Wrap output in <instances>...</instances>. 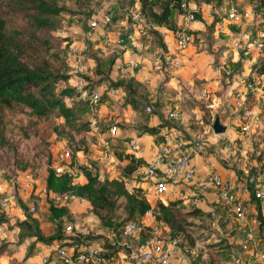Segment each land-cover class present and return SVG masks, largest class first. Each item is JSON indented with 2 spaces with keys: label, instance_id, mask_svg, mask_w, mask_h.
<instances>
[{
  "label": "rangeland",
  "instance_id": "1",
  "mask_svg": "<svg viewBox=\"0 0 264 264\" xmlns=\"http://www.w3.org/2000/svg\"><path fill=\"white\" fill-rule=\"evenodd\" d=\"M183 2L187 3L189 9L196 11L198 22L204 26L202 30L194 33L195 39L191 46H195V49L189 60L195 58L199 63L204 62L207 69L217 76L211 78L195 72L191 74V80H183L173 72L174 69L168 71L164 69L163 62L167 52L164 37L166 33L170 35L168 32L175 31L177 21L184 11ZM40 3L59 9L60 14L50 15L40 11L38 8ZM162 3V0H0V32L22 43L24 49L22 59L26 63L31 66L40 65L53 72L54 77L50 80L49 88L56 96H61L64 88L75 83L74 80L58 78L59 75L72 73V67L67 60L69 45L89 32L92 17L100 12L111 14L112 24L109 26V32L113 37L112 32L124 31L123 33L127 34L130 29L121 21L128 19L132 10L143 8L147 35L138 39L151 55L154 61L153 69L165 72L166 78L158 82L156 90L167 96L166 101L159 100L157 104L150 102L149 99L141 101L143 117H146V106L153 104L155 109L152 114H157L165 127L181 130L188 139L204 140L205 151L216 157L220 168L230 169L236 175L246 177L254 174L256 169L264 173V74L260 73L264 69V38H260V34L264 32V6L261 5V0H180L168 23L160 26L154 22L152 12L162 13ZM234 7L242 15L240 22L228 19L227 14ZM218 23L222 27L225 23L226 30L216 28ZM86 42L89 49L86 52L85 63L90 70L88 76L90 83L94 85L97 81L104 80L105 83L98 87L102 95L108 90L111 82L124 87L125 83L120 80V75L116 77L113 73L115 48L108 46L105 52H101L102 39L97 33H91ZM235 42H239L240 45L236 46ZM132 43L130 39L126 44L132 46ZM259 43H263L261 49H258ZM168 44L173 45L170 50L173 51L176 42L168 41ZM256 73L260 76L259 89L253 92L246 91L245 79ZM33 91L36 95L40 94V89L35 88ZM240 98L256 111L248 132L242 130L243 121L238 115L240 111L236 108V102ZM65 99L67 105L75 110L71 120H66L56 108L47 115H39L23 104L0 101V173L14 194L13 202L8 208H2L0 205V215L4 214L11 219V222L0 225V248H4L0 251V264H43L42 256L52 243L63 241L65 245L71 247L70 237L56 239L49 244L35 237L23 236L21 229L16 226L17 222L34 217L40 220L42 235L45 237L57 235L54 223L48 218L49 207L51 203L57 205L52 195L62 194L60 193L62 191L49 189L48 177L50 169L57 164L60 152L71 151L78 164L90 166L94 172H98L100 186L107 181H119L133 192L140 188V182L152 183L150 179L138 180L132 177L128 167L134 156L126 152L132 148V141L128 134L121 133L125 128L143 129L146 125L127 127L121 126L118 122L120 133L106 135L107 143H103L98 140L97 133L102 131L109 134V122L105 119L111 113L102 105H111L114 109L117 99L105 98L97 104L98 106H92L90 100H87L88 96L84 94H75ZM169 111H175L177 117L170 118ZM200 111L203 113L202 119H199ZM214 116L220 117L228 132L215 134L209 126ZM115 122L117 120L113 119V124ZM205 131L208 133L205 134ZM208 136L211 137V145H207ZM139 145L145 150L142 142ZM229 145H232L233 149L227 152L225 147ZM153 147L151 145L145 151L149 154ZM149 162L148 159L137 160V165L140 168ZM27 176L37 182H34L32 189L20 193L18 185ZM71 178L74 184L87 182L86 177L77 169L73 170ZM255 188L248 186L251 193ZM142 192L146 195L147 190L142 189ZM162 198L184 199L177 197V193L172 189ZM114 199L116 202L114 207L100 209V215L88 199L78 198L68 202L65 205L69 208L74 221L71 219L66 221L63 231L58 234L98 237L110 251L112 247L108 244L112 240L110 241L107 236L110 230L104 225L101 216L104 215V219L118 223H123L127 219L125 199L117 196ZM158 201L160 199H157L155 204ZM253 203L254 208H258V203L261 202ZM261 205L263 208V203ZM179 209L185 213L192 207L183 203ZM189 221L192 222L190 230L198 242L197 248L192 252L195 257L201 253L206 264H235L234 257L228 256L226 249L221 250L220 247L212 246L221 238H227L221 226L215 225L207 214L190 218ZM69 224L74 225L73 231H67L66 227ZM143 239H132L131 248L120 249L126 254L119 257L121 264H134L132 250L136 251ZM225 245L223 242L222 246ZM234 247L237 245H232V249ZM243 261L242 264H249L246 258Z\"/></svg>",
  "mask_w": 264,
  "mask_h": 264
},
{
  "label": "built area",
  "instance_id": "2",
  "mask_svg": "<svg viewBox=\"0 0 264 264\" xmlns=\"http://www.w3.org/2000/svg\"><path fill=\"white\" fill-rule=\"evenodd\" d=\"M183 12L177 21V26L174 31V40L176 42L175 53H165L164 62L171 69H179L185 66V53L194 42V26L199 21L196 11L188 8L186 2L182 3ZM228 19L233 22H240L242 15L234 7L228 12ZM122 24H127L129 29L139 38L147 35L145 26V18L140 9L132 10L128 15V19L121 21ZM145 23V24H144ZM112 24L111 14L100 12L92 17L89 22V32L84 34L83 38L73 41L69 45L67 60L72 67V80L75 81L74 87L77 91L87 95L90 98L92 106H96L105 97H115V104L119 107L124 106L123 96L120 95L121 89L115 86H109L108 90L102 95L99 91V86L94 88V85L88 80L90 70L86 66V52L89 45L86 38L91 33H97L102 39L101 52H105L108 46L120 47L127 43V38L119 36L113 38L109 32V26ZM223 30V27H220ZM133 33V34H134ZM260 38H264V32L260 34ZM262 46H261V45ZM239 46V42H235ZM258 49L263 47V43H259ZM128 66L136 68L139 66L138 61L130 60ZM230 71H227L229 73ZM242 77V76H240ZM245 79V76H244ZM260 76H251L244 81V89L246 91H257L259 89ZM101 86V85H100ZM237 100V110L239 117L243 121L242 130L248 132L250 124L255 118L256 111L254 108L247 106L245 100ZM98 106V105H97ZM218 106V105H217ZM147 113H153L154 107L149 104L146 106ZM170 118H176L175 111H169ZM254 117V118H253ZM203 118V113L200 111L199 119ZM114 114L109 117L108 132L109 135H117L119 126L117 122L113 124ZM215 116L212 117V122L209 125L212 130ZM107 133V132H106ZM106 133L98 132L97 138L101 142H106ZM206 134L208 131L205 132ZM138 140H132V148H138ZM233 149L232 145L226 146L225 150L230 152ZM206 150L204 140L186 141L182 136L175 140L165 139L158 145L157 151L152 161L139 168L131 175L133 178L150 179L152 180L151 190L154 200L160 199L165 204L169 201L162 197L171 189H175L180 182H190L193 179L194 171L190 168V160L193 155L202 154ZM57 164L53 167L59 175L73 173L71 166L73 155L71 151L64 150L58 154ZM68 161L67 163H65ZM2 173H0V205L2 208H8L13 202L11 187L7 184ZM32 177L27 176L19 183L18 189L20 193H25L34 186ZM248 186H255L254 192L251 193ZM210 187H214L219 196L221 204L224 206L222 210L209 211V217L214 221L232 219L236 231L240 236V253L236 252L234 263L242 264L243 259L249 264H264V221L261 222L259 217V209L254 208L252 197L260 201L264 205V173L256 169L255 173L246 176H237L236 181L226 180L218 172L210 171L206 179L200 183L190 197L184 198V205L195 208H201L199 205L204 201V193ZM54 202L57 205H65L70 201L78 200L79 197L71 193L53 194ZM147 197V196H146ZM53 199V198H52ZM150 201V200H149ZM151 203V202H150ZM152 204V203H151ZM156 204L142 216L135 220L125 222L118 229L112 228L107 235L112 240V248L110 251L106 249L104 242L100 240H90L86 236L81 237V241L74 246L68 247L63 241H56L48 246L47 252L42 256L43 264H121L119 257H124L122 248H131L132 239L142 238L143 233H149V238L146 243L141 244L137 250H132L131 257L134 264H172L174 253L179 254L178 259L182 264H192L189 258L184 255L180 248V242L177 238L169 236V227L164 222H159L156 217ZM34 210L35 207L33 206ZM264 216V207L262 208ZM260 224H262L260 226ZM67 231H73L74 225L69 224L66 227Z\"/></svg>",
  "mask_w": 264,
  "mask_h": 264
},
{
  "label": "trees",
  "instance_id": "3",
  "mask_svg": "<svg viewBox=\"0 0 264 264\" xmlns=\"http://www.w3.org/2000/svg\"><path fill=\"white\" fill-rule=\"evenodd\" d=\"M162 1V13L157 14L156 12H152L154 15V22L160 26L168 23L173 10L176 9L180 0ZM261 5L264 6V0H261ZM38 8L40 11L50 15L60 14L59 9L45 3H40ZM140 10L143 13V8ZM164 46L166 47L165 44ZM23 53L24 49L21 42L4 34L3 32H0V101L23 104L31 108L39 115H47L52 112L54 108H56L61 116L65 117L66 120H71L75 115V110L73 107L67 105L65 97H73L75 94L81 95L82 93L77 91V89L71 84L69 85L70 87H66L62 90L61 96H56V94H54V92L49 88L50 80L54 77L53 72L40 65H29L22 59ZM260 73L264 74V69ZM58 78H67L70 81L72 80V74L63 76L59 75ZM103 81L104 80L97 81L94 84V88L103 85L105 83V81ZM110 86L119 88L123 87V85L114 82H111ZM35 88L40 89L39 95L34 93L33 89ZM87 100H90V98ZM211 122L212 121H210V124ZM164 127L165 125L161 123L156 126H145L143 130L144 133L148 135L157 136L158 141L161 143L165 140V136L161 135V131ZM71 166L73 169H77V171L84 175L87 182L84 184H74L72 183L70 174L66 173L59 175L51 168L48 177L49 189L62 191L60 193L68 192L79 198L88 199L93 204L98 215H100V209L103 210L110 208L111 206L114 207L116 203L114 197H123L125 199V212L127 213V219L123 223H118L111 219H104V215L101 216L104 225L109 228V230L112 228L118 229L125 222L137 219L139 216L144 215L152 207V204L146 195L143 194L141 188H136L133 192H130L126 189L125 184L119 181H107L106 184L100 186L99 173L94 172L93 168L90 166L78 164L77 158L74 154ZM137 169H139L137 165V158L132 157L128 170L132 174ZM252 199L257 203L260 202L255 200V196H253ZM183 203L184 199L170 200L168 204L158 201L155 206L157 220L168 225L170 229L168 233L169 236L179 240L182 252L189 258L192 264H206V261L202 258L201 253L196 257L192 253L197 248L198 242L197 238L192 233V230H190L192 222L189 221V219L207 213L200 208L190 209L188 212L184 213L179 209V206ZM258 209L260 211V220L263 222L264 216L262 213L261 203H258ZM49 210L50 213L48 218L52 223H54L57 235L50 237L42 235L40 220L33 217L27 221H19L16 223V226L21 229L23 236L35 237L37 240L44 241L49 244L56 239H66L67 237H70L72 240L71 246L79 243L82 235L64 236L58 234L63 231V226L66 221L69 219L74 221L67 205L57 206L51 203ZM7 222H11L10 217L5 216L4 214L0 215V225ZM261 225L262 224H260V226ZM11 226L14 228L13 225ZM86 238L92 241L98 240V237L94 238L90 235H87ZM148 238L149 233L147 234L144 232L141 238L143 239L142 244L146 243ZM223 242L226 243L225 246H222ZM108 246L112 245L109 243ZM212 246L220 247L221 250L226 249L228 256H234L232 244L227 238H221L219 242L213 244ZM2 250H4L3 247L0 248V251Z\"/></svg>",
  "mask_w": 264,
  "mask_h": 264
},
{
  "label": "crops",
  "instance_id": "4",
  "mask_svg": "<svg viewBox=\"0 0 264 264\" xmlns=\"http://www.w3.org/2000/svg\"><path fill=\"white\" fill-rule=\"evenodd\" d=\"M224 24H222L223 30L224 28L226 30ZM220 27L222 26L220 25V23H218L216 25V28H220ZM203 28L204 26L201 24V22H197L194 26V32L202 30ZM123 32L124 31L117 33L112 32V35L113 37L116 38L119 37L116 36L117 34L118 35L122 34V36L127 38V41L132 39L133 43L132 46H128V44H126L124 46L115 47L116 60H115V67L113 73L116 77L120 75V80H122L125 83V86L120 88L121 91L123 90L122 93L120 92V95L123 96L125 104L124 107L123 106L119 107L115 104L116 107L114 109L111 107V105L107 106L106 104H104L102 106L105 109H108V112L110 111L111 115L114 114V118L117 120V123L119 122L121 126L133 127L139 125H146V126L159 125L162 122L160 121L157 114L147 113L145 109L146 117H143L141 112L142 109L141 101H145L149 99L150 102H156V104L159 100L166 101L167 99L166 94L158 93V90H156L158 86V82L166 78L165 72H163L162 70L158 71L153 69L152 64L154 61L151 58V55L148 54V51L145 49V46L139 41L140 38L137 35H135L134 32H132V29H130V31L127 34H124ZM170 32H168L170 35H166L167 34L166 33L164 37V41L166 43L165 49H167L166 53H175L176 47L174 48L173 51H170L172 50L171 47L173 45L171 46L168 44V41H170L171 43H174L175 41L174 32L171 33ZM198 36H200V34H198ZM142 48L144 49L142 50ZM194 49L195 46H191L188 49V51H186L185 60L187 63L185 64L183 69L182 68L174 69L173 72L176 73L183 80H191L190 76L195 72L197 73L199 72V74H202V76H206V77L211 76V78L213 76H217V75H213V71H209L207 69V64H203L204 62L199 63L194 57L193 60H189V56H192L194 54L193 51ZM130 60L138 61L139 66L136 68L128 66L127 63ZM164 69L165 71H168V69L171 68L164 65ZM153 107L155 109L154 105ZM108 112L106 114H108ZM109 117H107L105 121L106 120L108 121ZM137 128L135 129L131 128L129 130L125 128L124 131L121 130L122 131L121 133L128 134L131 141L134 138H138L139 139L138 143L140 144L142 142V145H144L145 150H147L151 145H153L154 147L152 150H150L149 154L145 150H143V148L141 149L140 145H138L139 148L137 149L131 148L128 149L126 152L133 155L135 158H137L138 161H145L146 159H148L151 162L160 142L158 141L157 136L148 135L144 133V131H142L143 129L141 128L137 129ZM106 135L109 134L106 133ZM161 135H164L165 139L168 140H175L179 136H182L188 142L194 140L193 138L191 139L186 138V135L181 130L169 129V127L167 126L162 129ZM123 137L125 138L126 136L124 135ZM146 137H148V139H146ZM206 141H207V145H211L212 143L211 137L208 136V139L206 138ZM144 166L140 168H143ZM189 166L194 171L193 179L190 182H180L175 189H172L177 193V197L180 198L190 197L193 194V192L196 190L197 186L206 179V176L210 171L218 172L226 180L228 179V180L236 181L238 176L235 174V172H233L230 169L220 168L216 160V157L213 154L208 153V151H205L202 154L193 155L192 159L190 160ZM139 184H140L139 185L140 188L147 190L146 196L148 200H150V202L155 205L156 200H154V196L151 190V184L149 182H140ZM170 200H176V198H172V199L169 198L166 201H170ZM199 205L201 206L202 210L205 213H207V215L209 211L222 210L224 208V206L221 204L219 200L218 192L214 187H210L208 191L204 193V201L201 202ZM214 223H216L215 225L221 226V228L225 231V235H226L225 237H227L231 241V244L233 246L237 245L236 248L234 247V250L240 253L241 238L238 232L236 231V228L234 226V221L232 219H227V220H218L216 222L214 221ZM177 256H179V254L176 251L174 253L172 264H182Z\"/></svg>",
  "mask_w": 264,
  "mask_h": 264
},
{
  "label": "water",
  "instance_id": "5",
  "mask_svg": "<svg viewBox=\"0 0 264 264\" xmlns=\"http://www.w3.org/2000/svg\"><path fill=\"white\" fill-rule=\"evenodd\" d=\"M213 129L215 134H222L227 131V126L222 123L220 117H216L213 123Z\"/></svg>",
  "mask_w": 264,
  "mask_h": 264
}]
</instances>
